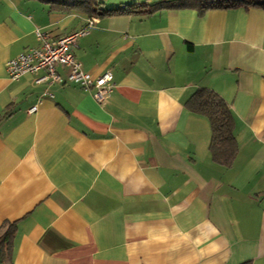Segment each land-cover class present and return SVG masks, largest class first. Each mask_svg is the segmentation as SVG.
Here are the masks:
<instances>
[{"label":"crops","instance_id":"crops-1","mask_svg":"<svg viewBox=\"0 0 264 264\" xmlns=\"http://www.w3.org/2000/svg\"><path fill=\"white\" fill-rule=\"evenodd\" d=\"M104 1L128 9L96 16L73 48L93 77L113 73L99 103L77 83L11 80L6 66L38 46L36 29L55 39L92 16L0 0V228L15 223L7 263L264 264V9L145 13ZM199 88L231 107L230 165L211 153L209 118L187 106Z\"/></svg>","mask_w":264,"mask_h":264},{"label":"trees","instance_id":"trees-1","mask_svg":"<svg viewBox=\"0 0 264 264\" xmlns=\"http://www.w3.org/2000/svg\"><path fill=\"white\" fill-rule=\"evenodd\" d=\"M47 2L52 8H79L87 11L90 16H104L115 11H127L124 5L112 8L103 7L104 0H40ZM178 3L196 7L204 12L209 9H224L235 7H258L264 9V0H166L156 4L130 2V7H140V12H150L155 9L174 7ZM177 5V6H182ZM187 106L207 116L212 127L210 145L214 159L230 165L237 154V142L234 134V119L229 103L215 91L199 88L187 101ZM15 235V223L3 225L0 228V264H8L10 251Z\"/></svg>","mask_w":264,"mask_h":264},{"label":"built area","instance_id":"built-area-1","mask_svg":"<svg viewBox=\"0 0 264 264\" xmlns=\"http://www.w3.org/2000/svg\"><path fill=\"white\" fill-rule=\"evenodd\" d=\"M96 17H89L87 25L76 31L50 38L49 33L39 28L36 35L38 46L29 47L6 63L8 76L11 80H18L24 74L35 75V82L50 83H77L85 90H93V96L99 103H104L116 87L111 71L93 77L90 72L82 68L81 62L76 58L73 48L77 40L88 33ZM59 67L67 68L66 78L59 71ZM37 110V105L30 108V112Z\"/></svg>","mask_w":264,"mask_h":264},{"label":"rangeland","instance_id":"rangeland-1","mask_svg":"<svg viewBox=\"0 0 264 264\" xmlns=\"http://www.w3.org/2000/svg\"><path fill=\"white\" fill-rule=\"evenodd\" d=\"M128 1H130V2H134V1H144V0H128Z\"/></svg>","mask_w":264,"mask_h":264}]
</instances>
